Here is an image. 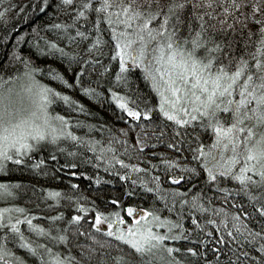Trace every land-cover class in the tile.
<instances>
[{
    "label": "snow or ice",
    "instance_id": "snow-or-ice-1",
    "mask_svg": "<svg viewBox=\"0 0 264 264\" xmlns=\"http://www.w3.org/2000/svg\"><path fill=\"white\" fill-rule=\"evenodd\" d=\"M73 2L74 0H60L57 8L74 11L73 20L84 19L90 12L95 13V23L92 26L96 28L97 37L88 45L89 50L101 45L100 30L97 25L103 22L108 26L114 44L112 58H119V69L115 76L117 82L124 83L125 87L129 86L125 76L129 63L133 67L141 68L144 79L149 82L151 89L159 98L155 108L162 117L172 122L178 129L191 128V135L197 141L200 140V136L197 135L196 129L212 133L211 144L198 143L196 148L191 149L194 153L193 158L201 162L200 167L207 174V181L213 182V186L219 178L230 177L232 181L238 182L240 190L247 194V202H254V210L258 213L261 224L264 225V10L261 8L264 0L260 3H252L251 11L245 15L246 20L251 19L257 25L255 33H249V35H257V39L251 52L245 45L244 53L239 56L234 52L235 45L231 39L226 40L222 34L219 39L216 38L218 30L215 25H209L205 20V16L211 20L215 19L212 12L192 11L188 16L184 15L188 0H99V2L81 0L76 9L72 8ZM213 2L214 0H202V2L195 0L192 8L210 9ZM247 4L248 0H243L242 3H232L230 0L229 7L239 9ZM46 6H51L48 0L37 5L42 12ZM221 7L223 12H229L228 7ZM258 12L260 19H256L254 15ZM50 27L65 29L69 26L55 23ZM75 36L86 38L85 32L80 30L75 32ZM21 39V36H17V41ZM72 39V36L68 37L69 41ZM46 50L49 54L59 53L61 57L68 55L52 40L47 41L45 48L39 49L41 53ZM10 56L12 61L23 63L26 69L23 75L28 78L29 85L24 92L30 97L31 103L21 107L12 100L9 93L0 94V170L4 169L8 161L17 165L23 164L21 157L39 147L41 142L55 144L61 137L78 143L84 142V137H78L68 130L69 124L65 117L59 114L53 117L48 110V106L53 103V97L62 99L66 104L77 102L70 96L62 95L54 88L37 81L33 73L40 72L41 69L30 68L29 57L17 53L15 47ZM88 63V60L84 61V64ZM83 72L84 66L81 65L80 71L74 73L73 82L69 83L55 69H48L49 76L69 88L80 85L79 78ZM81 91L85 94H96L94 89L88 87L81 86ZM109 92L110 99L127 117L133 120L141 118L148 120L153 114L152 107L145 105L141 109L130 97L114 92L111 88ZM77 110H82V106ZM54 121L59 122V127ZM175 135L179 137L180 131H175ZM95 143L98 142H90L89 151H95L91 147V144ZM137 144H140L139 140ZM180 146V140L168 145L176 151L180 150ZM105 150V148L100 149L101 152ZM95 159L103 160L104 164L109 166V159H105L102 155H97ZM110 159L121 167H128L131 171H141L137 165H125L123 160L117 159L114 155ZM40 163L42 164L43 161L41 160ZM165 163L172 166V162L165 161ZM36 166L32 165L33 168ZM195 172V168L190 170L193 175ZM117 175L122 181L127 179L123 174L117 173ZM183 179V175L168 177L173 183ZM155 180L158 181L159 177ZM95 182L99 184L101 179L97 178ZM136 183L137 181H132L133 185ZM139 183L147 192L159 190L158 183L155 188L147 187L143 180ZM72 187L75 188L76 185L73 184ZM219 191L225 192L227 189L220 188ZM0 193L11 195L9 186L0 184ZM49 195L57 197L60 194L50 192ZM124 195L131 196L132 192L125 190ZM184 195L186 194L175 190L171 196H168L165 191L164 196H158L157 199H167L174 205L177 202L176 197ZM198 196L199 193L190 201L180 199L179 204L181 206L187 204L190 208L201 212L210 210L197 202ZM111 203L119 205L120 201L112 199ZM164 206L167 207V204ZM76 207L81 213L94 212V216L88 217L93 221L90 230L111 238L100 244L101 248L111 246L114 240L129 249L126 255L116 257L119 264H185L183 260L173 255L181 253L179 247L163 243L167 240H187V236L181 235L183 225L167 216H161L156 210H136L128 206L124 208L127 215L132 218L128 223L121 216L120 211L102 212L85 208L83 205ZM172 210L169 208V211ZM9 211L7 208H0V228H6L7 233H13L18 238L20 247L31 253L39 264H79L71 254L66 256L54 254L53 248L48 244L30 241L18 227L21 223L20 219L13 220L9 216L5 224L4 214ZM15 211L23 212L24 209L17 208ZM222 211L224 210L216 209L217 213ZM242 215L247 222L241 220L240 215L236 213H231V223L227 219L220 220L225 233H221L220 228L217 227L216 247L212 249L214 257L217 258L215 262L208 260L203 252L193 247H186L183 252L193 257H204L203 264H264V227L253 230L248 224L254 223V219L249 217L247 211H242ZM48 219L55 220L57 217ZM81 219V215L73 214L68 223H78ZM24 221L36 235L50 236L48 230L33 224L30 217H25ZM192 222L196 224L195 218ZM207 223L216 225V221L212 219ZM196 227L201 226L196 224ZM154 228H164L165 231L161 233L154 231ZM80 234L83 235L82 232ZM206 235L212 237L213 233L208 232ZM50 239L67 242L68 237L59 234L50 236ZM89 239L96 242L94 236H89ZM207 242L202 240L200 244L204 245ZM220 246L227 251H222ZM96 251V248L90 246L89 250L82 252L81 255L89 261H94ZM5 255L11 257L13 253L7 250L3 238H0V261H3V264H13L12 260L4 261ZM103 255L102 253L101 261L97 264H102ZM16 264H23V261L16 257Z\"/></svg>",
    "mask_w": 264,
    "mask_h": 264
},
{
    "label": "trees",
    "instance_id": "trees-1",
    "mask_svg": "<svg viewBox=\"0 0 264 264\" xmlns=\"http://www.w3.org/2000/svg\"><path fill=\"white\" fill-rule=\"evenodd\" d=\"M53 1H48L51 6H46L42 12L37 5L44 3V0H0V13H2L0 15L4 14L2 20L0 17V91L16 84L26 71L23 63L11 60L10 53L15 47L17 53L29 57L30 68L41 69L40 72L33 73L36 79L61 92L62 95L70 96L72 100L77 102L76 104H66L62 99H58V103L62 107H56L58 112L68 120L69 130L78 137H84V142L78 143L65 138L64 142L53 144V146L46 144L42 149L33 150L32 155L26 158L23 164L11 163L6 169V175H4V177L13 176L12 183L17 182L24 185L22 186L24 190L23 199L25 198L26 208L33 218L36 213L40 214L45 209L46 203H52L46 200L45 204H42L40 202L42 193L56 191L60 196L70 200V202L66 200L65 203L59 201L57 205L60 208L56 206L59 208L56 212H54L56 207L54 209L49 207L50 210L47 212V216L56 217L58 215L65 222L57 224L54 229L51 227V223H46L44 228L49 231L50 236L64 234L68 237L67 242L52 241L50 236L44 237L51 242L45 244L53 248V253H60L61 256L71 254L79 264H97L101 261L102 253L104 254L102 262L105 264H119L116 257L128 253L127 247L114 240L111 246L100 247V243H97L96 240L103 239L105 242L111 238L105 237L103 233L90 230L93 221L88 217L94 216V212L82 214L86 217L81 216L82 219L78 223H68L78 209L74 203H78L80 200L86 202L87 206H90L89 209L96 207L98 211H120L123 218L127 216L124 208L132 206L136 210H156L161 216H167L172 221L182 224L181 235L187 236L188 239L174 241L175 245L169 244L171 240L163 243L179 247L182 250L181 253H174L173 255L183 260L185 264H203L204 261V257H193L184 253L183 249L186 247H193L203 252L208 260L215 262L217 258L214 257L212 249L216 247V229L219 227L221 233H225V228L220 225V220L222 218L227 219L231 223V213H236L240 215L241 220H245L242 211H247L249 217L254 219V223H249L248 227L253 228V230L264 227L260 222L258 213L254 210V202H247V194L240 190L238 182L232 181L230 177L219 178L213 186V182L207 181V174L200 167L201 162L193 158L194 153L191 149L196 148L198 143L211 144L212 133L203 129H196L197 135L200 136V140L197 141L191 135V128L178 129L176 125L162 117L159 110L155 108L159 99L151 89L149 82L144 79L143 72L132 71L129 68L128 72L125 73L129 86L125 87L124 83L117 82L115 76L119 69V58H112L114 46L108 26L104 23L102 26L97 25L100 30L101 45L94 46L92 50H89L88 44L85 43V45L82 41L74 39L69 41L68 37H74L75 32L80 30L85 32L86 38L89 34L91 39L89 44L92 43V40L97 37L96 28L92 26L95 23V13L90 12L87 17L78 20L80 21L79 24H76L73 19H67L71 13L75 12L63 8L58 9L57 5L60 4V0ZM80 2L81 0H74L72 8L76 9ZM95 2H99V0H95ZM194 2L195 0H188V6L184 11L185 16H188L192 11L212 12L215 19L211 20L205 16V20L209 25H215L218 30L217 39L221 34L226 40L231 39L235 45L236 56L244 53L245 45H247L249 52L252 51L257 35H249V33H255L257 25L251 19L246 20L245 15L251 11L250 5L252 3H260L261 0H248V4L239 9L229 7L230 0H214L210 9H193L192 4ZM231 2L242 3L243 0H231ZM221 6L228 7L229 12H223ZM261 8L264 10V4H261ZM254 15L256 19L261 18L259 12ZM89 21L92 23L90 24ZM221 21H224L223 24L220 23ZM72 22L74 27L72 26L71 30H76L73 31L72 35H70V30L60 33L59 29L50 27L55 23L69 25ZM209 34L211 35V32ZM17 36H21L22 39L17 41ZM49 40L56 42L68 55L61 57L59 53L49 54L47 50L41 53L39 49L45 48ZM85 60H88L89 63L84 64ZM81 65L84 66V72L79 78L80 85L76 87L69 88L61 81L48 75V69L52 68L63 75L69 83H72L74 73L80 71ZM9 77H14V79H9ZM81 86L94 89L96 94L83 93ZM109 88L135 100L141 109L145 105L152 107L153 114L148 120L143 118L133 120L127 117L110 99ZM79 106H82V110L78 111ZM175 131H180L181 135L177 137ZM137 140L140 141V144H137ZM176 140L181 142L179 151L168 147L170 143H175ZM91 141L98 142L91 144L95 151L88 150ZM101 148L106 150L101 152ZM97 155L109 159V166H106L103 160H96ZM113 155L117 159L123 160L125 165H137L141 171H131L128 167H121V165L111 161L110 158ZM41 160L43 161L42 164L40 163ZM165 161L172 162V166H169ZM33 164L37 166L33 168ZM193 168L196 169L194 175L190 173ZM117 173L125 175L127 179L120 180ZM181 175L184 176V179L177 183L168 180L169 176L175 178ZM156 177H159L158 181L155 180ZM97 178L101 179L99 184L95 182ZM133 180L137 181L135 185L132 184ZM141 180L145 182L147 187L152 188H155L158 183L159 190L147 192L145 187L139 183ZM73 184L76 185L75 188L72 187ZM220 188H225L227 191L221 192L219 191ZM125 190L132 192V195H124ZM175 190L186 194L177 196L176 204H171L167 199H157L158 196L163 197L165 191H167L168 196H171ZM80 192L84 193L80 194ZM197 193H199L197 202L202 204L205 209L210 210L201 212L190 208L187 204L183 206L179 204L180 199L190 201ZM112 199H119V205H113ZM165 204L167 207L164 206ZM169 208L173 210L169 211ZM217 208L224 211L217 213ZM193 218H195L196 224L201 226L200 228H197L196 224L192 222ZM209 219L216 221V225L208 224ZM245 222L247 221L245 220ZM69 225L73 226V230L71 227L69 228ZM3 229L2 237L3 242L6 241L5 245L14 246L12 251L19 252L20 256L24 258L22 256L24 251L26 253L28 251L15 246L18 242L17 238L13 239L12 236L14 235L7 233L6 228ZM22 232L25 233V231ZM81 232L83 236H81ZM208 232L213 233V236L208 237L206 235ZM89 236H94L96 242L94 243L93 240L89 239ZM28 237L31 236L28 234ZM202 240L208 242L201 245L200 241ZM90 243L97 249L94 253V261H89L81 255L82 252L89 250L86 244ZM220 247L222 251H227L223 246ZM116 248L122 250V253L115 252ZM31 259L32 254L30 253V263L39 264L35 262V258Z\"/></svg>",
    "mask_w": 264,
    "mask_h": 264
},
{
    "label": "rangeland",
    "instance_id": "rangeland-1",
    "mask_svg": "<svg viewBox=\"0 0 264 264\" xmlns=\"http://www.w3.org/2000/svg\"><path fill=\"white\" fill-rule=\"evenodd\" d=\"M129 68H135V67L131 66V64L129 63ZM33 76H34V74H33ZM20 78L21 79L19 81H17L16 84L11 85L10 87H7L6 89L0 91V94L9 93V96L12 98V100L14 102L18 103L19 106L24 107L25 105H28V104L31 103L30 97L28 96V94L26 92H24V89L27 88L28 85H29V80L24 75L21 76ZM36 80L39 81L41 84L46 85V84L42 83L40 80H38V79H36ZM9 90H11V91L9 92ZM58 101H59L58 99H56L55 97H53V103L48 106V110H49L50 114L53 117L55 115H57V114L61 115V113L58 112V109L56 107V106L62 107L61 104L58 103ZM66 121L68 122L67 119H66ZM54 123H56L57 126L59 127V122H55L54 121ZM68 130H69V128H68ZM64 140H65V137L59 138L58 141H57V143H55V145L56 144H59L60 142H64ZM46 144H50V145L53 146V144L50 143V142H41L40 146L39 147H36L33 150H36L37 148H41L42 149V147H44ZM33 150L29 151L28 155L21 157L23 159V161L26 158H29L30 155H32L31 153H32ZM11 163H13V162L12 161H8L6 163L4 169L3 170H0V184L8 185L9 186V191L11 192V195H9L7 193H0V208H7V209L10 210L8 213H5L4 214L5 215V221H4V223L7 224V218L9 216L13 220L20 219L21 220V223H20V225H18V227L21 229V231H25L24 236L27 237L32 242H36L37 241L39 243H44L45 244V243L49 242L47 240V238H44L45 236H38L34 232H32L29 229L28 224L24 221V218L25 217H30L33 224L39 225L42 228H44V226L46 225V223L47 224L51 223V227L54 229V228H56V225L57 224H60V223L63 224L65 222L58 215L56 216L57 219H55V220L48 219L49 217H51L50 215L47 216L48 215L47 212H48V210H50L49 207H53V209H54L56 206H58L57 204H59V201L65 203L66 200L68 202H70V200H68L66 197L64 198L63 196H60V195L57 196V197H52L51 195H49V193L52 192V191H49V192L47 191L45 194L42 193V200L40 202H42V204H45V201L48 200V201H51L52 203H50V204L46 203L47 205H46L45 209L43 211H41L40 214L39 213H36L35 217L33 218L32 215L28 213V208H26V205H25V198L23 199L24 195H22V194H24V190H23V187L22 186H24V185L18 184L17 182L12 183L13 181H11V179L13 178V176L10 177V176L7 175L8 178L7 177H4V175H6V173H7L6 172V169L9 167V165ZM83 193L84 192H80V194H83ZM74 204H76V205H83L85 208H89L90 207V206H87L86 202L81 201V200L78 201V203L75 202ZM58 207H56V209L54 210V212H56V210L60 208V207L59 208ZM17 208H22V209H24V211L23 212L15 211V209H17ZM76 208H78V207H76ZM94 209L96 210L97 208L94 207ZM99 209H102V208H99ZM73 211H75V210L73 209ZM99 211H101V210H99ZM102 212H109V211H102ZM75 214L81 215L82 217H86V215H82L84 213H81L79 211V209H77L75 211ZM126 215H127V213H126ZM53 217H55V216H53ZM124 219L126 220V222L130 223L132 218L127 215ZM70 227L72 228L73 226L69 225V228ZM3 230H4L3 228H0L1 238H3L2 237V235L4 234L3 233L4 232ZM72 230H73V228H72ZM154 231H158V232L164 233L165 229L164 228H159V229H155L154 228ZM28 234L31 237H28ZM81 236H83V235H81ZM12 238L14 239L15 236H12ZM8 239H10V238H8ZM17 241H18V238H17ZM96 241H97V243H100V244L104 242L103 239L96 240ZM14 242H16V241H14ZM3 243L5 244L6 241L4 240ZM49 243H51V242H49ZM16 244L17 245H15V244L14 245L15 246H18V248L21 249L20 244H19V241L16 242ZM169 244L170 245H175V242L173 240H171ZM90 246L93 247V245H91V243L90 244H86L87 249H89ZM6 247H7V250L8 251H11L13 253V256L9 257V256H6L5 255L4 256V261H7V260H12L13 261L14 260L13 264H16V257H19L20 260L23 261V264H31L30 263V253L29 252L26 253V251H24L25 253L22 255V256H24V258H22L20 256L19 252H15V251L13 252L12 251V249H14V246H12L11 248L8 247V246H6ZM112 249H113V247H112ZM115 252H121L122 253V250L116 248L115 249ZM54 254H56V252ZM165 256H166V254H165ZM33 258H35V257L32 256V259ZM23 259H25V260H23ZM35 262H38V261L36 260ZM32 263H34V262H32ZM0 264H3V261H0ZM102 264H105V262H102Z\"/></svg>",
    "mask_w": 264,
    "mask_h": 264
},
{
    "label": "bare ground",
    "instance_id": "bare-ground-1",
    "mask_svg": "<svg viewBox=\"0 0 264 264\" xmlns=\"http://www.w3.org/2000/svg\"><path fill=\"white\" fill-rule=\"evenodd\" d=\"M48 1H52V2H54L53 0H48ZM50 5V4H49ZM2 16H4V14L3 15H0V17H2ZM75 16V13H71V15L67 18V19H69V18H71V19H73V17ZM3 19V17L1 18V20ZM74 21H76V24L78 23L79 24V22L80 21H78V20H74ZM94 21H95V14H94ZM74 24H73V22L72 23H70L68 26V28H65V29H59L60 30V33H63V32H66V31H69L70 30V35H72L76 30H74L73 29V31L71 30L72 29V26H73ZM103 25V22H101L98 26H102ZM73 39L74 40H78V41H82L84 44L86 43V44H88L89 45V42H90V38H89V34H87V38L86 39H83V38H81V37H78V36H75V34H74V37H73ZM6 44V43H5ZM4 44V45H5ZM85 44V45H86ZM113 46H114V44H113ZM130 70H132V71H136V70H138L139 72H142V69L141 68H139V67H135V68H130ZM122 95V94H121ZM13 234V233H12ZM14 235V234H13ZM9 247V246H8ZM11 248V247H10Z\"/></svg>",
    "mask_w": 264,
    "mask_h": 264
}]
</instances>
